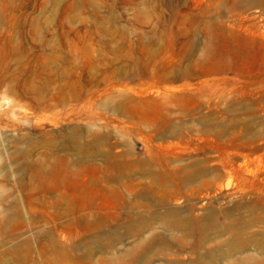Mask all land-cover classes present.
Returning <instances> with one entry per match:
<instances>
[{
    "label": "rangeland",
    "instance_id": "rangeland-1",
    "mask_svg": "<svg viewBox=\"0 0 264 264\" xmlns=\"http://www.w3.org/2000/svg\"><path fill=\"white\" fill-rule=\"evenodd\" d=\"M0 264H264V0H0Z\"/></svg>",
    "mask_w": 264,
    "mask_h": 264
}]
</instances>
